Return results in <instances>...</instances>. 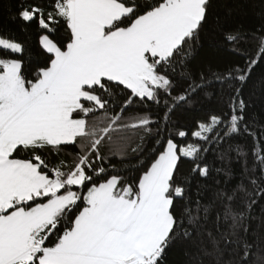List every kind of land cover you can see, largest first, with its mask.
Instances as JSON below:
<instances>
[{
	"label": "snow or ice",
	"instance_id": "6c2138e0",
	"mask_svg": "<svg viewBox=\"0 0 264 264\" xmlns=\"http://www.w3.org/2000/svg\"><path fill=\"white\" fill-rule=\"evenodd\" d=\"M10 19L0 264H264V0H20Z\"/></svg>",
	"mask_w": 264,
	"mask_h": 264
},
{
	"label": "trees",
	"instance_id": "16d2710c",
	"mask_svg": "<svg viewBox=\"0 0 264 264\" xmlns=\"http://www.w3.org/2000/svg\"><path fill=\"white\" fill-rule=\"evenodd\" d=\"M20 0H0V31L15 35L18 38H23L24 33L20 31V25L10 19V15L15 13L16 5ZM246 27L251 28L255 20L252 14L243 18Z\"/></svg>",
	"mask_w": 264,
	"mask_h": 264
}]
</instances>
